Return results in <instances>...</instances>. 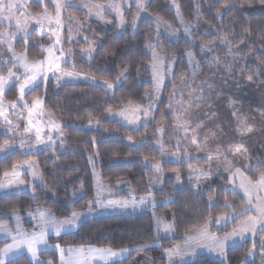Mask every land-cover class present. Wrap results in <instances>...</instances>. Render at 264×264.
<instances>
[{
    "label": "trees",
    "instance_id": "16d2710c",
    "mask_svg": "<svg viewBox=\"0 0 264 264\" xmlns=\"http://www.w3.org/2000/svg\"><path fill=\"white\" fill-rule=\"evenodd\" d=\"M175 1L186 21L193 22L198 11L204 21L216 31L214 35L206 38L204 37L206 35L199 37L212 45L210 48L219 56L217 65L220 74L234 82L240 80L239 77L248 79L247 77L251 75L249 88L252 87L254 93L264 99V0ZM233 3L236 7H226ZM46 5L49 11H53L49 2ZM31 7L36 12L42 11V7L36 3H32ZM67 10L77 16L82 15L81 10L72 7ZM146 11L153 16L159 15L171 26L177 25L176 13L170 0H150ZM87 21L91 28L88 32L89 37L97 40L95 52L91 61L80 54L76 56L74 69L85 75H94L116 83V77L126 68L127 79L114 91L94 87L89 81L65 83L57 87L50 80L47 84L39 83L26 94L25 97L29 101L36 97L44 100L45 109L62 125L63 143L66 147L62 149L63 143H60L37 153L22 154L16 150L5 157H0V180L3 179L5 171H11L13 163L32 158L38 162L44 180V184L34 186L35 199L30 190L0 194V210L8 211L13 208L27 210L42 206L52 209L57 216H65L69 214L65 207L69 199L75 201L73 207L76 210H82L87 201L96 195L93 172H97L107 182L113 183L117 182L116 180L124 182L121 185L134 190L137 199L150 192L148 179L155 173L145 164V158L152 162L161 160L157 144L165 138L159 140L157 129L162 119L166 122L172 119V116L167 115L166 108L173 84L166 82L164 85L163 96L153 122L131 127L117 119L108 118V109L126 106L129 100L142 107L146 106L143 99L150 85L140 81L139 75L151 62L145 45L154 33V25L152 21L145 19L136 33L129 30L119 33L115 28H105L95 20ZM222 38L233 46L235 59L228 55V48L220 43ZM47 44V38L34 31L27 38V47L24 39H20L15 43V48L20 53L27 51L28 58L34 60L41 58L40 46ZM158 49L169 58H176V79L177 76L188 73L190 69L185 51H193L197 60L202 63L200 48L190 45L185 39L175 43L167 38H161ZM246 57L252 58L250 63L245 62ZM228 63L232 64L231 73L225 67ZM17 96V86L14 84L7 90L5 99L13 101ZM90 119L100 122L90 124ZM6 140L9 141L7 136L0 135V144ZM93 140L96 141L95 145L92 143ZM90 156L93 157L92 162L89 161ZM186 165L162 162L161 166L169 171L184 169L186 174L188 172ZM262 172L264 170L257 171V175ZM255 174L256 172L252 170L248 172L252 179H255ZM230 189L232 188L228 178L219 175L214 177L205 189H196L186 183L184 188L176 191L152 192L157 199L155 212L169 220H173L175 216L178 231L175 238L156 237L153 209L148 208L129 214L99 215L87 219L80 223L77 230L66 232L58 238L50 237L49 242L59 244L63 248L92 244L96 247L111 246L115 249L151 243L159 238L162 247L154 245L142 252L132 251L130 255L126 254L113 264H132L138 255L150 258L153 264H167L163 249L183 241L186 233L204 225L209 216L228 215L230 209L224 206L226 200L231 208L237 211L246 206L247 202L243 195ZM73 190H78L75 197L72 196ZM117 196L126 195L122 192ZM210 196L214 201L213 206H209ZM165 200H168L167 204L163 203ZM248 215L250 213L236 217L221 227L217 235L222 237L230 232ZM261 236H264V231L259 232L255 240L258 241ZM253 240L227 249L223 258L201 255L186 264H258L261 258L259 245L254 260L252 262L245 260L248 250L252 248ZM0 247H3V242H0ZM39 256L52 260L54 264L58 263L55 249L42 251ZM14 259L16 264H35L26 254L18 255Z\"/></svg>",
    "mask_w": 264,
    "mask_h": 264
},
{
    "label": "snow or ice",
    "instance_id": "6c2138e0",
    "mask_svg": "<svg viewBox=\"0 0 264 264\" xmlns=\"http://www.w3.org/2000/svg\"><path fill=\"white\" fill-rule=\"evenodd\" d=\"M42 6V11L38 13H33L28 7V0H0V23L5 21L8 22V29H0V45H6L8 52L11 53V60L13 66L7 69V75L0 72V118L4 120L6 124H11L9 120L8 112L9 109L13 110L16 115H20L17 111V105L27 109V117H22V119L27 120L28 127L24 129L22 133H16L17 135H26L35 130L36 144H45L52 146L55 141L52 140L51 135L47 138L41 135L43 128L39 127L37 123L34 122V114L39 111L40 115H43L42 105L43 101L40 97L33 99L32 103L29 104L25 99L26 91L32 90L36 86V81L43 78L47 79L48 72H52L55 76V81L57 86L60 85L61 81L65 78H84L93 84L94 87H99L105 91L113 90L118 86L122 79H127V69L121 70L119 75L116 77V83L109 81L108 79L97 78L94 75H85L84 73L77 71H69L63 68V64L69 63L68 57L71 55V49L65 50L62 46L61 34L65 27L62 15L63 11L69 7H82L87 9L89 16H95L99 20L109 23L105 18L104 13L110 12L115 13L118 18V27H124L126 25V20L123 13V5L121 0H107L106 3L100 2V0H50L54 6V12H50L45 0H37ZM148 0H135V5L138 9L136 15L133 17L131 26L135 30L137 25V20L141 13H145L147 10ZM226 7H236L235 3L231 5H226ZM17 13H19L17 15ZM177 16L180 19V23L184 25V32L190 37L191 27L190 22H185L183 16L180 14L179 5H177ZM70 20H74L75 17L70 16ZM35 22L41 30L45 27L48 33L55 37V39L47 45L46 47L41 45L42 55L40 59L30 60L27 55V51L23 53H16L13 47V41L18 34H23L25 46L27 47V38L30 36L29 25ZM154 21L157 25V35L160 34V27L163 25L165 30H171L172 34H176V30L171 28L168 21L164 20L159 15L154 17ZM14 25V30L13 29ZM69 32L71 28L69 27ZM88 46L82 48L81 54L86 55L88 60L93 59V53L95 52V41H89L87 37L83 38ZM68 42H71V35L69 36ZM220 43L228 48V55L235 59L236 53L234 52L233 46L226 39H221ZM146 48L151 50V63L150 67L152 69V81L153 88L158 97L165 78V72H170L173 60H168L166 56L162 55L161 52L156 50L155 45L151 40H148ZM206 45H201V50H203ZM59 53L57 55L56 53ZM186 55L189 57V64L192 66L193 74L199 68V62L195 61L194 53L187 51ZM213 61L219 63V56H214ZM7 61H0V67H3ZM71 67L74 69L76 65L73 63ZM229 72L232 71V64L228 63L225 65ZM22 69L21 72L14 71V69ZM259 71V70H258ZM58 73V74H57ZM248 80H252V76L249 75ZM182 83H186L185 77L182 75L180 77ZM10 84H18L19 95L16 100L5 101L4 96L6 92V86ZM211 87V85H209ZM175 89V86H174ZM202 91V90H201ZM147 94V93H146ZM202 97H197L201 99ZM178 103L183 104V101ZM190 106V105H189ZM153 110V104L150 102L148 107H142L141 105L135 104L133 101L129 100L127 102V107L121 109L117 113H113L111 108L108 109L109 115H118L122 117L129 124H136L137 121L141 119L140 113H142L145 118V123H147V118L151 116ZM233 115H236L233 113ZM261 115H264V109H261ZM179 119V117H178ZM99 123V120H89V123ZM187 121H183L181 126H186ZM51 130L59 132L60 136L63 137V132L59 124H56L51 119L48 121V125ZM238 130L243 133H249L253 131V125L248 124L246 119L239 120ZM157 131L163 134L164 129L158 128ZM185 133L187 134V127H185ZM131 140V137H129ZM63 140L61 139V144ZM92 143L95 145L96 141L93 140ZM192 143L196 144L195 135L192 137ZM15 144V140L12 141ZM12 145L6 140L3 144H0V152L6 151ZM25 141L21 139L20 147H25ZM31 147V145H28ZM179 147V142L177 144ZM161 151L164 152L163 144L160 145ZM246 149L243 146L236 147L231 150L233 156H236L242 152L246 153ZM190 155L189 153H185ZM98 155V152H97ZM173 156H178V153H172ZM207 158L211 160L213 154L209 153ZM215 158L220 160L221 154L219 150L215 154ZM227 162V157H224ZM93 157H89V161L92 162ZM145 163L147 164V158H145ZM258 165L264 167V161H258ZM35 162L31 160H25L22 162L13 163L11 166V171H5L3 173L4 180H0V189L13 186L25 184V181L21 179V169L30 170L31 175L34 178H38L41 184H44L42 174L34 166ZM154 173L162 175L163 169L157 162L155 164L149 165ZM248 168L249 165H245ZM230 171V169H226ZM190 176L189 179L200 180L201 176H209V172L203 169H193L189 168ZM94 176H97L96 181V195L87 201L83 206L82 210H76L73 207L75 201L69 199L66 204V210L69 212L65 216H57L55 212L50 208H43L38 206L35 212L29 210V215L33 220L36 221L33 231H28L23 228L21 223V217L18 209H11L10 211L0 210V215H11L15 219V224L12 225L8 220L0 219V234L4 236L3 247H0V264H16L14 257L22 249H26L31 255V259L36 262V264H53L51 260L43 261L39 259L41 251H48L50 249L58 250L60 253L61 264H93L94 260H99L102 264H113L115 258H122L125 254H131L132 251L142 252L147 248H151L154 245L162 247L159 244L158 239H154L151 243L145 242L143 244L136 245L134 247H120L113 248L111 246L96 247L92 244H81L78 247H67L63 248L59 244L50 245L48 243L49 233H54L56 236H60L62 233L70 232L72 229L78 227V222L82 217L86 215H91L94 213L102 212L106 209L114 208H138L144 205H151L153 208V219L155 224V229L157 236L160 233H172L175 231V216L173 220L168 222L163 216H158L155 213V208L157 201L151 192L145 195L139 196L137 199L134 194V190L130 189L133 193L129 198L121 199H104L103 193L106 190V186L99 180L98 174L94 172ZM239 177L241 183L239 185L240 189L243 190L244 194L247 196V204L244 208L239 211L232 209L231 205L225 201V207L230 209L228 215L220 214L216 217L209 216L207 222L196 229L195 232L186 233L182 244H174L169 248H164V254L168 258V264H177V258L180 262L185 260V257L195 256L197 249L207 248L210 252H217L221 256L226 255V246L230 240L237 237L240 239H245L246 233H252L253 236L257 234L258 231H264V196L259 195L260 192L264 191V172L260 173L259 177L253 181L250 177L246 176L241 169L237 168L235 171H231L230 179ZM177 181L180 180V174H176ZM5 180L7 183H5ZM122 182V181H118ZM159 182L158 176H152L149 178V184ZM83 189V184L80 185V190ZM229 190V189H226ZM231 191L235 192L236 189L232 188ZM78 190H73L72 196L75 197ZM33 198L35 199V188L32 189ZM255 194V195H254ZM111 196L112 193L109 192ZM164 204L168 203V200L163 201ZM214 201L212 197H209V206H213ZM255 212V215H248L245 220L241 221L236 227H234L230 232L225 233L222 237L217 234H212L209 232V225L213 222L220 225L221 222L225 224L229 220H234L238 216H244L245 213ZM10 240V242H8ZM257 245H259L261 264H264V236L256 241L253 240L252 248L248 250L247 255H255L257 250Z\"/></svg>",
    "mask_w": 264,
    "mask_h": 264
},
{
    "label": "rangeland",
    "instance_id": "374dc122",
    "mask_svg": "<svg viewBox=\"0 0 264 264\" xmlns=\"http://www.w3.org/2000/svg\"><path fill=\"white\" fill-rule=\"evenodd\" d=\"M149 1L150 0H148L147 4L149 3ZM170 1L174 8L175 13H177L178 4L176 3L175 0H170ZM47 2H49L53 7V11L50 12H54L53 4L50 2V0H45V4ZM100 2L106 3L107 0H100ZM121 2L123 5L124 17L127 22L124 27H118V18L116 17L115 13H110L106 11L104 13L105 18L107 21L110 22L105 23L104 21L99 20L95 16H89L87 13V9L85 8L72 7L77 10H81L82 11L81 16H77L75 13L69 12L67 8L64 9L62 18L65 23V27L62 30V34H61L62 46L65 50L71 49L72 51H71V55L68 57L69 63L63 64L62 65L63 68L69 71H76L71 67L73 63L76 65L75 63L76 56L80 54L81 56L87 58V56L82 55L80 51L82 48H86L88 46L87 42L83 39L84 37H87L89 41H95V45H94L95 48L97 40L91 39L88 34V32H90L91 29L90 24L87 21L89 19L97 21L105 28H115L119 33L124 32L126 30H129L132 33H136L139 30L140 24L143 20L148 19L152 21L154 25V33L151 37L148 38V40H151L152 43L155 45L156 50L161 52L162 55L166 56L168 60H173V58H169L166 54H164L162 51L158 49V43L161 38H167L168 40L175 43H178L181 40L185 39V41H187L190 45L198 46L200 48L199 54L201 55L202 63H200V61L197 60L194 54L195 61L199 62V68L195 71V74H193L192 66L189 64V68H190L189 72L182 74L187 82L186 83L181 82L180 77L182 75L177 76L176 79L175 77H176L177 60L176 58H174V63L172 65L171 71L165 72L164 83L158 97L156 96V93L153 88L152 69L150 67V64L145 68L144 72L139 75L140 81L146 82L147 84L150 85L149 88L146 90L147 94L145 93L143 99L146 105L145 108L148 107L150 102L153 104V110L151 112V116L147 118V123L153 122L155 118L156 111L159 108V102L161 101V98L163 96L164 85L166 84V82H171L173 84L171 86V91H170L171 93L169 94L168 105L166 108L167 115L172 116V119L169 122H166V120L162 119V122L159 126V128L164 129L163 134L161 133L158 134L159 140H162L164 138L165 140L158 141L157 144V149H159L161 152L160 155L161 160L158 163L160 164V166L162 165V162H171L174 164H187L186 166L188 168V172L184 174L185 173L184 169L178 171H169V170H164L163 167L161 166V168L163 169L162 175H158L157 173L153 175V176H158L159 182L152 183L150 185L148 179V187L151 193L154 191L157 192L176 191L184 188L186 183L187 185L194 187L196 189H205L210 185L211 180L214 177H217L219 175H225L228 178V181L230 182L231 188H235L237 192L241 193L247 202V196L244 194L243 190L240 189L239 187L241 183V179L239 177L230 179V176H231V171H235V169L239 168L246 176L250 177L248 175V172L252 170L256 172L255 179L251 178L253 181H255L259 177V175H257V171L264 170V167L258 165L257 163L258 161H264V115H261V109H264L263 97L257 96V94L254 93L252 87L249 88L251 84L248 79H244V78L241 79L239 77L240 80H236V82H234V80H228L225 77H223L222 74H220L217 63L213 61V57L216 56V54L210 48L212 45L207 43L205 40L202 41L201 40L202 37H199V35L200 36L206 35L204 36L206 38L211 34L214 35L216 31H214L209 26V24L204 21V19L201 17L198 11L195 14L193 22H190V27H191L190 37L184 32V25L180 23V19L177 16V14H176L177 25L175 27L171 26L172 29L176 30V34L173 35L170 29L165 30L164 26L162 25L159 30L160 34L157 35V25L154 21L155 16L149 14L147 11L145 13H141V15L137 20L138 27L134 30L131 26V22L133 17L136 15L138 11L135 5V0H121ZM32 3H36L39 6H41V4H39L37 0H28V7L30 11L33 13H38L32 9L31 7ZM18 14L19 13H17V15ZM180 14L182 15L181 11ZM70 16L75 17V19L70 20L69 19ZM185 22L188 21L185 20ZM8 27L9 25L7 21L0 23V29H8ZM69 27L71 28V32H69ZM12 30H14V25ZM34 31L40 34L41 37L47 38V42H48L47 45L52 43V41L55 39L54 36L48 33L46 27L43 30H41L39 26L36 25L35 22L33 21L29 25V32L32 33ZM70 35H71V42H68ZM20 39H24L23 34H18L15 40L13 41V47L16 53H20L15 48V43ZM80 43L83 44L78 45ZM47 45H45V47ZM201 45H206L207 47L201 50ZM187 51H191V50H187ZM187 51H185L184 53L186 54ZM147 52L149 53L151 58V50L147 48ZM56 54L59 55L58 52ZM186 57L189 63V57L187 55ZM251 59L252 58L250 57H246L245 62L250 63ZM0 61H7V63L4 64L3 67H0V72H2L4 75H7V69L13 66V62L11 60V53L8 52L6 45H0ZM14 71L21 72L22 69L17 68L14 69ZM126 75H128V73H126ZM50 80L53 81L54 84L57 86L55 81V76L51 71L48 72L46 80L43 78L37 80L36 86L39 83L47 84ZM124 80L125 79H122L118 85L124 82ZM78 81H88V80H85L82 77L65 78V80L61 81L59 86L65 83H73ZM12 85L14 84H10V86H6V92ZM209 85H211V87H209ZM16 86H17V93L19 95L18 84H16ZM28 92L29 91H26V94ZM197 97H202V98L197 99ZM24 99L29 104H31L33 101V100L29 101L26 97H24ZM5 101H9V100L5 99ZM42 101H43V105H42L43 115H40L39 114L40 110H37V113L34 114L33 120L35 123H37L39 127L43 128L41 135L44 136L45 138H47L48 135H51L52 140L55 141V144L52 146L48 145L47 143L36 144L34 129L31 133L23 136L16 134V133H22L24 129L28 127L27 120L22 119V117H27V109L20 107V105L18 104L17 111L20 113V115H16L13 112V110L9 109L8 117L9 120L12 122L11 124H6L4 120L0 118V135L7 136L9 138L8 141L9 144L12 145L6 151L0 152V157H5L16 150H18L22 154L37 153L43 149L52 148L61 143V139L63 140V137L60 136L59 132L51 130L50 126L46 127V125H48L49 119H51L56 124H59L61 130H62V125L58 122V120L55 117H53V115H51L45 109L44 100L42 99ZM179 101H183V104L178 103ZM123 108H126V106L120 107L118 109H113L112 112L117 113ZM233 113H235L236 115H233ZM140 116L141 119L137 121L136 124H129L125 120L123 122L122 117L118 115H109L108 113V118L117 119L131 127H138L143 124H147L145 123V118L143 117L142 113H140ZM241 119H246L248 124L253 125L252 132L242 134L238 130V123L239 120ZM183 121L188 122L186 126H181ZM185 127H187V134L185 133ZM193 135H195L197 141L196 144L192 143ZM21 139L25 141V145H26L25 147H20ZM13 140H15V144H12ZM178 142H179V147L177 146ZM161 144H163L164 149H166V151L164 152L161 151V147H160ZM28 145H31V147H29ZM62 145H63L62 149H64L66 147V144L63 143ZM239 146H243V148L247 150L246 153L242 152L236 156H233L231 150ZM218 150L219 153L221 154L220 160H217L215 158V154H217ZM174 152L178 153V156H173L172 153ZM186 152L189 153L190 155H186L185 154ZM209 153L213 154V158L211 160L207 158ZM224 157H227V162L225 161ZM29 160L35 162L34 166L41 173L38 162L33 158ZM155 163L157 162L148 161V163L145 164L149 166L150 164H155ZM245 165H249V167L245 168L244 167ZM190 167L193 169L196 168L203 169L204 171L209 172V176L207 177L201 176L199 181L195 179H189V176L191 175L189 172ZM226 169H230V171H226ZM21 173L22 174L20 178L25 181V184L13 185L0 189L1 195L12 192L25 191V190L32 191V189L36 184L41 183L38 178H34L31 175L30 170H26V168L21 169ZM95 173L98 174L97 172ZM177 173L180 174L179 181H177L176 179ZM25 174H27L28 178L27 176H25ZM93 176H94V172H93ZM98 177L99 180L105 186H108L109 190L108 189L107 190L109 192H114V193L124 192L126 195V197H117L115 195L114 196L111 195L110 197H105L104 199L129 198L133 194L130 192V189L125 188V186L120 185V183H115L116 189L110 188L109 183L103 180L99 174ZM2 180H4V177ZM94 180L96 184L97 176H94ZM5 183H7L6 180ZM259 195L264 196V191L260 192ZM148 208L153 209L150 204L135 209L129 207L128 209H130L129 211L133 213ZM112 213H125V210L121 208L106 209L102 212L86 215L81 218V220L78 222V225H80L81 222L87 219H91L99 215H109ZM249 213L250 215H255V212H249ZM156 215L163 216L165 220L168 222L172 221L167 219L164 215H160L158 213H156ZM231 221L232 220H229L226 224L224 222H221L220 225H217L213 220V222L209 225V232L212 234H217V231H219L221 227L227 225ZM213 228L215 230H212ZM195 231L196 230L192 232ZM154 232L156 237L175 238L178 236L176 225L174 232L172 233L162 232L160 233L159 236H157L155 224H154ZM259 232L261 231H258L257 234ZM257 234L253 236L252 233H246L245 239L243 240L240 239L239 237L230 240L228 242V245L226 246V251L227 249L235 245L244 243L245 241L248 240L255 239ZM49 235L50 237H53L55 234L50 232ZM58 237L54 236L53 238H58ZM183 241L176 244H182ZM257 253L258 250H256L255 255L252 256L247 255L245 260L248 262H252ZM201 255H207L217 258L224 257L219 255L217 252H210L207 248H199L197 249L195 256L185 257V260L183 262H180L179 258H177V264L190 263L196 257ZM164 256L166 257L168 264V258L166 254H164ZM95 261H93V264ZM132 264H153V261L144 255H138L133 260ZM258 264H261V258L259 259Z\"/></svg>",
    "mask_w": 264,
    "mask_h": 264
},
{
    "label": "crops",
    "instance_id": "0c3cea01",
    "mask_svg": "<svg viewBox=\"0 0 264 264\" xmlns=\"http://www.w3.org/2000/svg\"><path fill=\"white\" fill-rule=\"evenodd\" d=\"M126 107H127V105H126ZM123 122H124V119H123ZM25 176H27V174H25ZM27 178H28V176H27ZM117 182H113V183H111V182H107V183H109V186H110V188H114V189H116V186H115V183H118V181L119 180H116ZM120 183V185H121V183H124V182H119ZM108 189V186H106V191H104V193H103V198H105V197H110V195H109V189ZM127 189H129V188H127ZM111 193H113L112 195L114 196H117V194L118 193H114V192H111ZM117 197H126V196H117ZM40 207H42V206H40ZM37 207H35V208H31V209H27V210H19V214H20V217H21V223H22V226H23V228L24 229H26V230H28V231H33L34 230V225L36 224V221L35 220H33L32 219V217L28 214L29 213V210H31V211H33V212H35V209H36ZM43 208H45V207H43ZM125 210V213H112V214H129V213H131V211H129L130 209H128V208H126V209H124ZM8 211H10V210H8ZM134 213V212H133ZM0 219H3V220H8L12 225H14L15 224V219L13 218V217H11V215H0ZM79 226V225H78ZM78 228V227H77ZM77 228H75V229H72L70 232H72V231H75V230H77ZM54 236H56V235H54ZM53 236V237H54ZM50 237V235H48V238ZM56 237H58V236H56ZM0 242H5L4 241V236H3V234H0ZM8 242H10V240L8 241ZM48 243L50 244V245H55V244H51L50 242H49V239H48ZM57 251V256H58V263L57 264H61V262H60V253H59V251L58 250H56ZM42 252V251H41ZM21 254H26V255H28L30 258H31V255L27 252V250L26 249H22L19 253H17L16 254V256H18V255H21ZM15 256V257H16ZM126 256V254L124 255V257ZM123 258V257H122ZM39 259L40 260H43V261H48V259H43V258H41L40 256H39ZM119 259H121V258H115V261L114 262H116L117 260H119ZM33 261V260H32ZM95 261V260H94ZM35 264H36V262L35 261H33ZM113 262V263H114ZM94 264H102V262L101 261H95L94 262Z\"/></svg>",
    "mask_w": 264,
    "mask_h": 264
}]
</instances>
